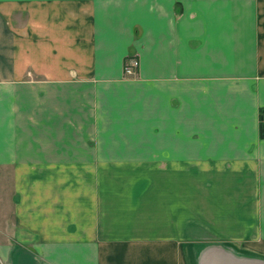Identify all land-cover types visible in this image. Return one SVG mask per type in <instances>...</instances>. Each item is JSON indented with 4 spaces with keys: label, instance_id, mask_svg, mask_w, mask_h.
Instances as JSON below:
<instances>
[{
    "label": "crops",
    "instance_id": "obj_1",
    "mask_svg": "<svg viewBox=\"0 0 264 264\" xmlns=\"http://www.w3.org/2000/svg\"><path fill=\"white\" fill-rule=\"evenodd\" d=\"M262 109L264 0H0V264H264Z\"/></svg>",
    "mask_w": 264,
    "mask_h": 264
},
{
    "label": "built area",
    "instance_id": "obj_2",
    "mask_svg": "<svg viewBox=\"0 0 264 264\" xmlns=\"http://www.w3.org/2000/svg\"><path fill=\"white\" fill-rule=\"evenodd\" d=\"M122 71L125 77H136L139 74L140 59L137 54H131L126 56Z\"/></svg>",
    "mask_w": 264,
    "mask_h": 264
},
{
    "label": "trees",
    "instance_id": "obj_3",
    "mask_svg": "<svg viewBox=\"0 0 264 264\" xmlns=\"http://www.w3.org/2000/svg\"><path fill=\"white\" fill-rule=\"evenodd\" d=\"M263 114H264V109H262L261 112H260V120H261V121L264 119ZM260 127H261V135L264 136V132H263V130H264V126H263L262 123H261V126H260Z\"/></svg>",
    "mask_w": 264,
    "mask_h": 264
},
{
    "label": "rangeland",
    "instance_id": "obj_4",
    "mask_svg": "<svg viewBox=\"0 0 264 264\" xmlns=\"http://www.w3.org/2000/svg\"><path fill=\"white\" fill-rule=\"evenodd\" d=\"M264 116V115H263ZM261 123L263 124V126H264V119L261 121Z\"/></svg>",
    "mask_w": 264,
    "mask_h": 264
}]
</instances>
